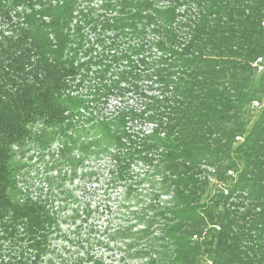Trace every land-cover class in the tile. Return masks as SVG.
<instances>
[{"label":"trees","instance_id":"trees-1","mask_svg":"<svg viewBox=\"0 0 264 264\" xmlns=\"http://www.w3.org/2000/svg\"><path fill=\"white\" fill-rule=\"evenodd\" d=\"M163 2L0 0V264L83 263L55 190L102 160L152 188L111 234L125 264H264V0Z\"/></svg>","mask_w":264,"mask_h":264},{"label":"rangeland","instance_id":"rangeland-1","mask_svg":"<svg viewBox=\"0 0 264 264\" xmlns=\"http://www.w3.org/2000/svg\"><path fill=\"white\" fill-rule=\"evenodd\" d=\"M170 1L165 0L160 6L167 7L172 4ZM180 1L178 11L179 20L182 21L184 12L192 3ZM137 97L136 94H129L119 101L122 104L116 102L117 100H113L110 104L121 106L135 103L136 105ZM111 105L106 112H111L113 109ZM260 108L261 105L255 103L251 106V114L256 115ZM32 152L26 155H31ZM23 160L33 165V172L27 174L30 185L40 186L46 175H57L55 170L48 168L52 163L49 164L47 158L43 160L23 158ZM36 160L38 163L35 162ZM101 163L92 162V165L98 168L97 176L84 178L79 176L73 181L68 179L63 188L55 190L54 204L59 211L61 232L64 235V238L56 242L62 248L64 257L72 260L82 259V264H97L93 263L95 260L102 261L103 264L135 263L136 260L125 255L123 242H114L110 237L118 226L137 222L134 212L139 211L146 204L152 188L142 183L136 185V190L127 195L124 187H116L115 184L109 183L106 179L107 164L105 162L101 165ZM212 183L217 182L212 180Z\"/></svg>","mask_w":264,"mask_h":264}]
</instances>
